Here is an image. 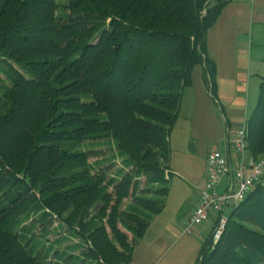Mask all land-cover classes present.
Returning a JSON list of instances; mask_svg holds the SVG:
<instances>
[{
  "label": "trees",
  "instance_id": "trees-1",
  "mask_svg": "<svg viewBox=\"0 0 264 264\" xmlns=\"http://www.w3.org/2000/svg\"><path fill=\"white\" fill-rule=\"evenodd\" d=\"M226 4L0 0V264H41L18 232L31 218L84 242L63 261L45 254L48 264L130 263L149 226L136 205L163 208L150 195L168 193L153 187L169 179L170 134L196 67L217 101L207 32ZM258 89L244 125L252 160L264 157V75ZM100 143L121 160L112 174L102 164L114 156L89 161L100 151L85 146ZM226 220L194 264H264V176Z\"/></svg>",
  "mask_w": 264,
  "mask_h": 264
},
{
  "label": "crops",
  "instance_id": "crops-1",
  "mask_svg": "<svg viewBox=\"0 0 264 264\" xmlns=\"http://www.w3.org/2000/svg\"><path fill=\"white\" fill-rule=\"evenodd\" d=\"M263 4L264 0H251L249 7L233 9H230L228 4L229 7L225 6L221 12L224 18L222 19L220 14L207 32V48L209 53L210 50L213 51V55L211 53L210 55L216 65L217 100L221 103L220 108L223 109V114H221L224 125L223 148L222 150L217 149L227 155H229L226 143L227 129L233 132L240 128L249 115H247L248 107L244 95L248 78L251 72L256 74L259 80L260 76L264 75V44L256 43L259 51L257 50V56L252 58L253 49H250L254 40L252 33L249 42H245L244 37H240L238 33L246 28V24L248 27L250 25L253 27L255 18H258L262 22L261 25H264ZM219 24H222L223 28L216 27ZM262 32L260 28L258 34ZM240 38L244 41H240ZM257 69L261 73H258ZM206 155L199 156L192 152L171 149L169 178L174 175L177 179L188 181V183L192 181L195 184L196 193L191 200L192 207H190L188 216H182L176 227L170 228L172 235L163 232L154 240H146V232L150 224L143 238L134 247L129 264H194L200 245L214 224L212 216L208 221L195 227L192 233L188 234L184 231L191 212L198 202L200 190L204 186ZM229 181V174L221 178L218 185L221 187L220 192L224 191ZM73 254L78 255V252Z\"/></svg>",
  "mask_w": 264,
  "mask_h": 264
},
{
  "label": "rangeland",
  "instance_id": "rangeland-1",
  "mask_svg": "<svg viewBox=\"0 0 264 264\" xmlns=\"http://www.w3.org/2000/svg\"><path fill=\"white\" fill-rule=\"evenodd\" d=\"M226 1V6L229 7L230 5V9L242 8L244 6L249 7V4L251 3V0ZM221 18H224L223 13L221 14ZM255 19L253 27H251V25L248 27L246 24V28L238 33L240 37H244L245 42H249L252 33L254 38L252 42L253 46L250 45V49H253L252 58L257 56L258 47L256 43L264 44V25H261L262 22L258 18ZM216 27L223 28L222 24H219ZM260 28L263 32L258 34ZM244 40L240 38V41ZM210 53L213 55L212 50H210ZM210 53L207 48V54L212 59ZM257 72L261 73L259 69H257ZM5 81L8 83V80ZM258 87L259 78L256 74L251 72L244 93L248 107L247 115L252 112L256 105L259 92ZM220 104L221 103H219L218 100L216 101L211 97L208 89L203 84L202 70L200 67H196L193 72L192 85L183 90L179 114L170 134L171 149H178L180 152L188 151L199 156H205L207 151L212 147L222 150L224 125L221 120L223 109L220 108ZM109 146L110 145L106 143H100L93 146H85V149L94 148L95 150L100 151L96 157L90 158L89 161L100 159L103 156L105 158L109 157L106 159L108 161L114 156L115 159L113 163H110L109 161L108 163L105 162L102 164H111L109 166V174H112L121 167V160L116 156L115 150L113 148L109 149ZM162 186L168 188V193L165 196H161L157 192H153L150 195L152 200L157 201L159 204H164L160 213L157 215L151 214L149 211L136 205L141 211L138 214L145 217L146 220L149 221V225L151 224L149 230L146 232V240H154L163 232L164 234L172 235L170 228L174 229L178 220L180 222L182 216H188L191 209L190 207H192L191 200L196 193L194 188L195 184L192 181L188 183V181L177 179L172 175L171 178L166 180L163 184L154 186L153 190ZM220 189L221 187L218 186L217 191L220 192ZM230 209L231 207L225 213H228ZM31 219L25 221L23 229V225H20L18 232L20 233L22 241L25 242L29 240L30 245H34L31 251L33 254L38 253L41 264H48L45 259V254L51 253L53 254L52 258L54 260L57 259V261H63L64 257H67L73 251L76 252L77 248L80 250L82 246H84L83 241H78V238L69 236L68 231L63 230L62 234L59 233L62 231V228L59 229L60 227L56 222L52 223V227L57 228L56 231H53L52 229L40 230L42 227H40V223L31 222ZM55 238H58L56 242L53 241ZM77 241L80 242L79 246H75V242ZM65 262V264H89L86 260L82 261L81 257L76 258L75 256L67 258Z\"/></svg>",
  "mask_w": 264,
  "mask_h": 264
},
{
  "label": "built area",
  "instance_id": "built-area-1",
  "mask_svg": "<svg viewBox=\"0 0 264 264\" xmlns=\"http://www.w3.org/2000/svg\"><path fill=\"white\" fill-rule=\"evenodd\" d=\"M244 125L245 122L233 132L227 129L226 143L229 155L215 147L207 152L204 186L184 227L186 233H192L195 227L213 216L214 224L210 234L213 242H216L227 221L225 212L239 203L264 176V157L258 160L247 158ZM228 174L230 181L223 192H218L221 178Z\"/></svg>",
  "mask_w": 264,
  "mask_h": 264
}]
</instances>
